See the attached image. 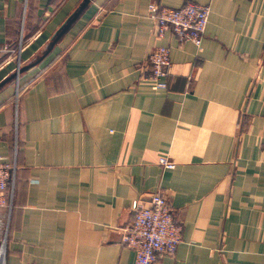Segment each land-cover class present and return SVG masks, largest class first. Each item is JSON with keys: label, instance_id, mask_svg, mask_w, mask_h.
<instances>
[{"label": "crops", "instance_id": "obj_1", "mask_svg": "<svg viewBox=\"0 0 264 264\" xmlns=\"http://www.w3.org/2000/svg\"><path fill=\"white\" fill-rule=\"evenodd\" d=\"M152 1L211 5L202 44L158 38ZM85 2L0 0L5 264H135L121 228L160 189L183 230L155 264H264V0Z\"/></svg>", "mask_w": 264, "mask_h": 264}, {"label": "built area", "instance_id": "obj_2", "mask_svg": "<svg viewBox=\"0 0 264 264\" xmlns=\"http://www.w3.org/2000/svg\"><path fill=\"white\" fill-rule=\"evenodd\" d=\"M211 5L187 2L180 7H168L156 2L148 5V17L153 21L155 34L162 38L172 31L181 42L192 41L200 46L209 22ZM23 48L22 43L19 50ZM151 65L150 81L154 89L168 86L167 76L171 66L170 48L158 45L148 55ZM21 89L18 88L17 97ZM160 163L166 168L175 164L168 157H162ZM16 165L0 160V208L6 205V191L15 177ZM134 219L123 226L122 241L135 251V264H155L160 257L174 253L182 241L181 224L177 223L168 196L157 190L151 194L148 204L135 201L132 205ZM6 251L0 248V264H5Z\"/></svg>", "mask_w": 264, "mask_h": 264}, {"label": "water", "instance_id": "obj_3", "mask_svg": "<svg viewBox=\"0 0 264 264\" xmlns=\"http://www.w3.org/2000/svg\"><path fill=\"white\" fill-rule=\"evenodd\" d=\"M88 2H89V0H86V2L84 3V5L81 7V9L79 10V13H80V11L88 4ZM79 13H77L76 14V16L79 14ZM75 16V17H76ZM75 17H73L69 22H68V24H67V26H69L71 23H72V21L75 19ZM67 26L65 27V29L67 28ZM64 29V30H65Z\"/></svg>", "mask_w": 264, "mask_h": 264}]
</instances>
